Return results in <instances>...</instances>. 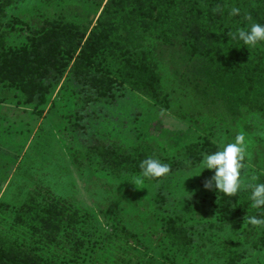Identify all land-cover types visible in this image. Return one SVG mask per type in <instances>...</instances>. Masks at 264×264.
Here are the masks:
<instances>
[{"label": "rangeland", "instance_id": "rangeland-1", "mask_svg": "<svg viewBox=\"0 0 264 264\" xmlns=\"http://www.w3.org/2000/svg\"><path fill=\"white\" fill-rule=\"evenodd\" d=\"M100 11L97 0H18L0 15L3 49L25 42L24 33L9 26L17 21L34 30L42 20L55 16L84 21L96 18ZM145 47L160 67L164 106L126 84L113 102L86 103L82 94L74 93L77 86L60 90L59 84L50 89L45 104L24 105L21 94L0 84V100L5 101H0V204L9 206L0 208V241L6 232L13 233L45 264H64L62 257L71 255L70 243L80 247L79 255H74L80 258L79 264L111 263L121 245L135 254L156 256L157 244L165 250L160 261L164 264H229L230 258L235 264H264V249H256L260 226L246 219L234 225L219 222L220 215L211 206L218 191L203 186L214 170H203L201 161L188 172L175 171L151 183L136 173H114L97 153L101 147L131 151L148 146L161 162L180 163L187 144L199 137L214 142L218 151L241 134L246 145L241 180L255 183L264 178V117L248 111L233 118L221 105L201 103L196 86L182 83L183 71L172 63L174 54L152 39ZM211 153H203L202 159ZM133 177L142 182L134 185ZM29 196L33 204L53 208L76 223L37 229L24 242L11 220ZM111 206L119 212L120 223L146 249L122 237L121 224L114 226L105 214ZM167 215L184 226L187 233L183 235L191 238V245H169L162 234ZM24 232L29 231L24 228Z\"/></svg>", "mask_w": 264, "mask_h": 264}, {"label": "trees", "instance_id": "trees-1", "mask_svg": "<svg viewBox=\"0 0 264 264\" xmlns=\"http://www.w3.org/2000/svg\"><path fill=\"white\" fill-rule=\"evenodd\" d=\"M17 1L0 0V15ZM97 2L101 11L96 18L89 16L84 21H69L64 16H55L42 20L34 30L19 21L10 24L12 31L24 33L25 42L3 49L5 37L0 34V84L11 86L21 94L24 105L45 104L50 89L59 84L60 90L67 89L66 85L70 90L77 86L78 91L74 93L82 94L86 103L113 102L117 92L126 84L155 104L164 106L167 99L161 93L160 67L155 55L145 47L152 39L164 47L165 52L174 54L176 58L172 63L183 71L182 83L187 81L188 85L196 86L201 103L210 101L216 108L221 105L233 118L248 111L259 112L264 117V42L250 47L229 36L241 28L248 30L252 23L264 25V0ZM217 5L221 11L214 13ZM233 7L240 10L239 15H230ZM217 148L211 140L199 137L187 144L186 157L180 163L167 160L162 163L170 166L168 174L188 172L201 161L203 153L215 152ZM97 153L114 173L140 176L141 161L149 157L157 159L156 153L148 146H138L131 151L101 147ZM165 176L143 178L158 183ZM255 183H264V178ZM250 195V190L235 196L222 192L213 195L211 206L220 215L219 222L234 225L247 217L264 219V206L254 208ZM33 203L29 196L12 213L11 221L19 227L20 239L24 242L37 229L47 231L58 224L72 226L77 221L67 219L53 208ZM0 208L8 210L9 206L0 204ZM105 214L114 220V226L121 224L122 237L134 240L140 247L139 239L120 223L119 212L113 206L107 208ZM49 216L53 219L47 221ZM177 223L172 216H165L163 236L169 245H191V238L183 235L187 233L184 226ZM24 228L29 232H24ZM1 238L0 264H45L37 255L28 252L27 246L21 245L13 233L6 232ZM68 247L71 255H64L62 261L64 264H79L81 260L75 256L79 255L80 247L75 249L71 243ZM119 249L121 252L106 264H164L160 261L165 250L159 244L154 246L156 256L135 254L123 245ZM256 249H264V226H260ZM81 259L88 261V258ZM229 264H235L233 258L229 259Z\"/></svg>", "mask_w": 264, "mask_h": 264}, {"label": "clouds", "instance_id": "clouds-1", "mask_svg": "<svg viewBox=\"0 0 264 264\" xmlns=\"http://www.w3.org/2000/svg\"><path fill=\"white\" fill-rule=\"evenodd\" d=\"M220 6L217 5L213 12H220ZM240 10L233 7L230 15H239ZM246 19L251 20L250 16ZM232 39H239L250 47H255L258 43L264 42V25L252 23L248 30L238 29L237 33H229ZM246 145L245 137L237 134L234 143H228L221 146L218 150L211 154H204L200 162V167L204 169L214 170V175L203 182V186L207 190H216L227 196H235L242 188L250 190V199L254 208L264 206V183H244L241 180L240 170L242 169L245 159ZM141 176L149 179H157L167 175L170 172V166L162 163L155 158H146L139 164ZM253 177L252 180H256ZM140 177H133L131 183L140 184ZM246 222L253 226H264V219L255 216L244 218Z\"/></svg>", "mask_w": 264, "mask_h": 264}]
</instances>
